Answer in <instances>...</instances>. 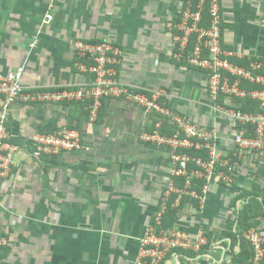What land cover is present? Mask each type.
Segmentation results:
<instances>
[{
    "label": "crops",
    "instance_id": "1",
    "mask_svg": "<svg viewBox=\"0 0 264 264\" xmlns=\"http://www.w3.org/2000/svg\"><path fill=\"white\" fill-rule=\"evenodd\" d=\"M184 2L0 0V73L23 67V82L30 88L75 87L87 77L75 67L74 41L109 38L123 50L118 71L124 82L146 90L165 88L174 108L225 135L230 120L214 110L205 72L174 58L171 23ZM220 3L222 44L232 52L231 60L264 63V0ZM48 11L53 19L38 33ZM36 35L38 43L31 47ZM153 117L118 97L104 99L96 122L74 102L14 105L8 128L19 138L73 125L87 149L42 158L27 150L16 155L10 175L0 180V233L10 240L0 248V264H133L172 166L165 146L140 138ZM232 194L244 196L229 208L225 198ZM231 209L235 217L264 224V161L254 171L246 165L237 187L213 186L203 210L184 205L177 220L197 231L224 213L231 216ZM60 237L66 242L42 246V240ZM223 240L231 242L227 236ZM225 245L196 253L194 264H241L239 246Z\"/></svg>",
    "mask_w": 264,
    "mask_h": 264
},
{
    "label": "built area",
    "instance_id": "2",
    "mask_svg": "<svg viewBox=\"0 0 264 264\" xmlns=\"http://www.w3.org/2000/svg\"><path fill=\"white\" fill-rule=\"evenodd\" d=\"M178 18L177 22L171 23L176 49L174 58L177 61L185 58L191 66L205 72L214 110L230 120L225 135L217 126L196 121L174 108L165 88L146 90L124 82L118 71L123 50L113 40L106 38L92 43L77 39L74 41V64L87 78L75 87L30 88L23 82V67L0 73V180L10 175L16 164V155L22 150L42 158L87 149L81 131L68 125L19 138L8 128L14 105L81 102L89 121L96 122L103 99L123 98L154 115L151 129L144 131L140 138L144 142L165 146L172 162L169 181L160 196L153 222L147 227V234L151 235L145 243L155 238L156 228L172 238L168 241L172 249L179 247L202 255L201 247L208 238L201 228L191 235L184 229H172L170 223L163 225V218L170 204L179 209L184 199V205L194 206L196 201V208L203 210L213 186L237 187L246 165L247 170L254 171L264 161V112L243 110L244 105L249 107L255 101L264 108V75L260 72L264 63L254 61L246 67L231 60L232 52L224 49L222 44L220 0H185ZM52 19L53 14L46 12L38 33ZM193 36L194 44L185 55ZM37 43L38 35L31 40L30 46L35 47ZM253 85L257 88L249 87ZM193 150L197 154H193ZM243 237L250 245V264H264V224L246 228ZM9 244V238L0 233V248ZM149 247L159 250L154 244ZM141 253L151 255L157 252L145 249ZM163 254L165 252L159 251V259Z\"/></svg>",
    "mask_w": 264,
    "mask_h": 264
},
{
    "label": "rangeland",
    "instance_id": "3",
    "mask_svg": "<svg viewBox=\"0 0 264 264\" xmlns=\"http://www.w3.org/2000/svg\"><path fill=\"white\" fill-rule=\"evenodd\" d=\"M233 194L232 196H230V198H228V196L226 195L225 201H228V199L230 200V202H232L233 200ZM229 214L231 216H228V214L224 213L223 217L220 215L219 219H217L214 222H206L205 224H203V226L201 227V230H203L205 233L204 235L208 238L207 243L202 245L201 247V252H205L208 248L210 249V246H214L218 245V246H222L223 244H226L225 247L227 249H232L231 246V242L228 241H224L223 237L226 236L225 232H235L238 235H242L243 236V232L245 229L241 230L240 226H239V216L240 214H235L233 215L232 213V209L229 211ZM181 215V213H180ZM228 217L231 218L232 222L231 224L227 223V219ZM234 220V221H233ZM184 225V227H182L180 225V222L177 220V222H175L174 224H171V228L172 229H184L186 230L188 233H190L191 235H193L194 233H196L199 228L197 229V231H195L194 229V225L192 223H181ZM109 225V224H108ZM149 224L146 225L144 233L142 235V237L140 238V240H138L139 246H138V250H137V255L136 258L133 259V264H194L195 260L197 257L195 255H192L191 252H194V250H185V252L183 254L180 253H176L173 251V249L171 247L168 246V241H170L172 238L163 235V231L164 230H160V229H156V234H155V238L152 239V241H149L150 243H145V239L150 237V233L147 234V227ZM231 225V226H230ZM114 226V222H111V224L109 225V227H113ZM249 227V226H248ZM104 230H107L104 229ZM66 237H60V238H54V239H44L42 240V246H46L51 244L52 246H59L61 244L62 241H65ZM151 240V239H149ZM155 240H157V243H155ZM66 242V241H65ZM142 244H146L143 245ZM148 244H154V248L158 247L159 250H154L153 248H150ZM147 249L148 251L152 252H157L156 254L151 253V255H143L141 252L143 250ZM159 251H163L165 252V254L161 255L160 259H159ZM190 252V253H189ZM111 258V257H110ZM43 260H40V262H42ZM112 261V260H110ZM123 264H129V260H127L125 263Z\"/></svg>",
    "mask_w": 264,
    "mask_h": 264
},
{
    "label": "trees",
    "instance_id": "4",
    "mask_svg": "<svg viewBox=\"0 0 264 264\" xmlns=\"http://www.w3.org/2000/svg\"><path fill=\"white\" fill-rule=\"evenodd\" d=\"M179 20V18H177V20L175 22H177ZM205 21H207V18H205ZM83 41H86V42H92V43H97V42H100V41H103V39H94V40H83ZM194 41H195V36L192 37L191 39V42L190 44L188 45V47L186 48V52H185V55H187V53L191 50L193 44H194ZM176 51V49L174 50V52ZM76 60V58H75ZM233 62H237L236 64H239V65H242V66H249L250 65V60H243V61H235L234 59H232ZM176 62L180 63V64H183V65H190L185 58H183L182 60L180 61H177ZM191 66V65H190ZM261 73H264V71H260ZM250 88H257L256 85H253V86H249ZM104 101V99H103ZM69 103H72V102H69ZM74 103H77L79 104V106L82 107L83 109V105L81 102H74ZM243 110H258V111H262L264 112V108H260L259 107V104L255 101V102H252L249 107H246L244 105L243 107ZM83 112L84 109H83ZM155 119V117H153V120ZM70 127H75L73 125H70ZM193 154H197V152L195 150L191 151ZM244 196L243 194H236L235 195V198H233L232 202H230V205H229V208H231L232 206H235V203H236V200L239 198V197H242ZM173 200V197L172 199ZM185 201L186 199H184L181 203V207L178 209V208H172L171 207V204L168 206L167 208V211L164 215V218H163V225H166V224H171L173 221L177 220L179 217H180V209L183 208L184 204H185ZM171 203V202H170ZM194 206L196 207L198 204L197 202H193ZM158 209V207H157ZM234 221V220H233ZM239 226H240V229L243 230L245 229L246 227L248 228L251 227V226H257L259 223L258 221H255V222H252L250 220H248V218L244 219L242 217V215L239 216ZM153 222V220H152ZM232 220L230 217H228L227 219V223L228 224H231ZM231 226V225H230ZM226 233V236L231 238V246H232V250L234 249L235 246H239L240 248V251L236 254L237 258L240 260L241 264H250V256H251V249H250V245L248 244V242L245 240V238L242 236V235H238L237 233L235 232H225ZM173 251L176 252V253H180V254H183L185 252L184 249L182 248H173ZM190 253V252H189ZM192 255H195L196 253L194 252H191Z\"/></svg>",
    "mask_w": 264,
    "mask_h": 264
}]
</instances>
